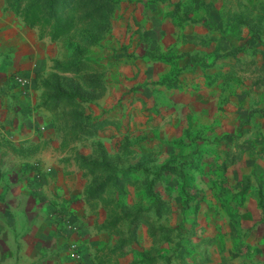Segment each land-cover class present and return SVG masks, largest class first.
<instances>
[{"label":"rangeland","instance_id":"1","mask_svg":"<svg viewBox=\"0 0 264 264\" xmlns=\"http://www.w3.org/2000/svg\"><path fill=\"white\" fill-rule=\"evenodd\" d=\"M110 2L55 41L5 11L0 58L31 63L0 76V264H255L232 215L264 187V0Z\"/></svg>","mask_w":264,"mask_h":264},{"label":"crops","instance_id":"2","mask_svg":"<svg viewBox=\"0 0 264 264\" xmlns=\"http://www.w3.org/2000/svg\"><path fill=\"white\" fill-rule=\"evenodd\" d=\"M3 7L4 5L2 4V1L0 0V53L1 54L8 53V51L13 52L14 39L18 38V36H15L13 23L8 18L7 14L3 10ZM21 38L23 41H26L27 43L29 42L28 39L25 38L24 36H21ZM13 60H16L18 64L20 63L21 68H29L30 63H31L29 58H0V76L2 78L7 77V73L11 71V69H13L12 68L13 62H14ZM4 64H9V65L12 64V66L11 68L7 66L6 68L7 70H4L1 67V66H4ZM2 91L3 89L0 86V92L2 93ZM8 115L12 116L11 108L9 107V104H7L5 100V104H3L2 106L0 105V127L5 126V129H6L10 126ZM11 138L12 137H10V140ZM31 139L32 141L37 140V137L32 136ZM2 155L3 154H1L0 152V160L2 159ZM2 162L4 165H2ZM2 162L0 163V169H6L5 167L7 165L4 163V159ZM16 163H17L16 161L12 163L14 164L13 166L14 170H20L22 165L20 166L19 164H16ZM24 166L22 167L23 169L25 168ZM10 186H13L12 188H14L15 186H17V183L14 182ZM0 187L2 190L6 191L7 187L2 185L1 183H0ZM52 187L55 189V185H53ZM259 190L261 192V195H259ZM239 205H241L240 209L237 211H235L236 209H234L233 212H235V215L233 214L232 217L238 219L239 223L245 226V228L247 229V241H248L247 246L250 250H252L255 253L254 256H257L256 260H254V263L264 264V187L262 189L256 188V189L249 190V192L247 191L245 200L243 201V203H239ZM4 218L8 219L7 217H4ZM0 230H2V228ZM6 230L7 228L5 229V231ZM43 234H45V232L44 233H41V232L34 233L33 239L35 242L33 245L30 243L31 237H32L30 236V234L27 235L25 238H23V240L25 239L24 241L26 244L24 254H29V257L31 256V257H34V259L38 260L39 257L41 256V253L44 252V253L50 254L56 251L57 245L59 247V243H60L59 240L57 239L56 241V238L55 236H53L52 233H50L51 235L49 236H47L48 234L43 236ZM236 235L239 236V233H237ZM3 241L0 240V245H5L6 251H7L8 242L6 240L4 244ZM11 244H10L11 246L10 249L12 248ZM9 254L12 255V250L9 252ZM11 263L13 264V262ZM37 264H41V263L38 261ZM45 264H72V263L68 259L67 253L63 252V254L61 253L59 255V258H57L56 256L55 257L53 256L52 259L46 260ZM88 264H93V263L89 262Z\"/></svg>","mask_w":264,"mask_h":264},{"label":"trees","instance_id":"3","mask_svg":"<svg viewBox=\"0 0 264 264\" xmlns=\"http://www.w3.org/2000/svg\"><path fill=\"white\" fill-rule=\"evenodd\" d=\"M9 11L39 38L58 40L78 27L97 26L102 33L108 25L110 0H4ZM246 189V188H245ZM244 189V191H245ZM259 195L261 192L259 190Z\"/></svg>","mask_w":264,"mask_h":264},{"label":"built area","instance_id":"4","mask_svg":"<svg viewBox=\"0 0 264 264\" xmlns=\"http://www.w3.org/2000/svg\"><path fill=\"white\" fill-rule=\"evenodd\" d=\"M16 82L18 85L23 86L26 84V79L24 78V76H18L16 78Z\"/></svg>","mask_w":264,"mask_h":264}]
</instances>
